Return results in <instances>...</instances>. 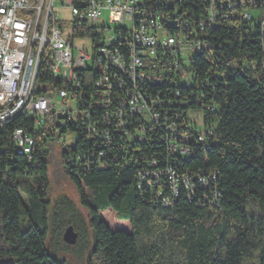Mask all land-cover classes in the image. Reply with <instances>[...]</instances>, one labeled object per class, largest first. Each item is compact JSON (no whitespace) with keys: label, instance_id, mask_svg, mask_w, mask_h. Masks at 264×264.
Segmentation results:
<instances>
[{"label":"trees","instance_id":"obj_1","mask_svg":"<svg viewBox=\"0 0 264 264\" xmlns=\"http://www.w3.org/2000/svg\"><path fill=\"white\" fill-rule=\"evenodd\" d=\"M164 2L157 9L183 16L177 31L204 39L210 46L193 57L190 66L199 80L192 89L203 93L202 102L214 112L203 110L195 99L189 100L187 108L202 110L214 135L206 150L190 140L194 153H185L175 168L189 176L216 171L212 185L220 194L218 207L189 202L183 190L173 204L163 207L152 188L138 186L137 172L164 152L153 137L131 142L117 134L105 149L109 160L104 168L66 171L69 158L88 147L84 134L72 125L62 130L75 134L71 147L63 145L58 155L77 203L67 197L53 201L48 167L54 144L41 129L32 130L29 118L19 116L5 128L3 145L11 152L9 136L19 127L35 136L36 145L29 158L16 149L11 162L3 158L0 264H65L53 258L58 251L48 245L59 227V235L67 227L73 229L76 243L60 242L64 251L77 249L79 259L87 254L88 235L94 233L88 264H264V53L260 41L256 36L241 37L226 26L200 32L201 0ZM257 6L264 8V0H258ZM40 60L37 81L54 86L47 57L42 54ZM249 63H255L254 68ZM180 92L181 97L187 95L185 90ZM196 194H201L198 187ZM21 210L29 223L26 231L21 230ZM108 210L118 221L128 222L129 232L112 230L104 223L99 214Z\"/></svg>","mask_w":264,"mask_h":264},{"label":"built area","instance_id":"obj_2","mask_svg":"<svg viewBox=\"0 0 264 264\" xmlns=\"http://www.w3.org/2000/svg\"><path fill=\"white\" fill-rule=\"evenodd\" d=\"M162 1L174 0H0V169L3 158L14 159L15 149L27 150L29 158L36 145L24 127L10 133L11 152L3 145L5 128L19 116L57 144L66 143V125L84 134L88 147L64 164L69 172L104 168L105 149L117 134L131 142L153 137L164 152L137 172L138 186L152 188L163 207L182 190L189 202L218 207L216 171L189 176L175 168L185 153H194L190 140L206 150L214 135L206 116L194 117L197 109L187 108L195 99L214 112L202 102L203 93L192 89L199 80L190 66L210 46L177 31L183 16L157 9ZM201 5L200 32L226 26L241 37L256 36L264 53V8L258 0H201ZM62 11L67 19H60ZM104 12L109 23L122 26H104ZM78 38H88L90 50L74 45ZM42 54L54 86L37 81ZM181 90L187 95L181 97Z\"/></svg>","mask_w":264,"mask_h":264},{"label":"rangeland","instance_id":"obj_3","mask_svg":"<svg viewBox=\"0 0 264 264\" xmlns=\"http://www.w3.org/2000/svg\"><path fill=\"white\" fill-rule=\"evenodd\" d=\"M55 6L59 7V1L55 2ZM68 14L66 12L60 13V19H67ZM103 20H104V26L114 29L121 27V24H111L108 22L107 13H103ZM74 45H85L87 49L90 50V41L88 38H78L74 40ZM202 112L198 111L196 112L194 117H202ZM193 117V115H192ZM74 133H69L68 138H66V143L64 146H69L70 140L74 138ZM54 147L52 149V161L48 167V181H49V198L53 199L55 201L59 197H67L73 202H76V196L74 194V191L72 189V186L70 185L68 179L63 174L62 171V164L59 159V152L62 151L63 145L57 144L56 142H53ZM23 201L25 202L24 197L22 196ZM77 203V202H76ZM84 213V211H82ZM100 218L104 221V223L112 230H122L125 232H129V224L125 221H118L116 218V215L108 210L105 212H102L99 214ZM21 230L26 231L29 227V223L24 216L23 211L21 210ZM60 233V227L54 231V233L50 236L48 240V245L51 248L57 249V253L54 252L53 258H55L58 261H64L65 264H88V256L90 252L93 250L95 245V236L94 233L91 231L88 235V240L90 243V247L88 249V252L86 255H83L80 259L77 257V249H71L64 251V248L61 245L60 239L62 240V235H59Z\"/></svg>","mask_w":264,"mask_h":264},{"label":"water","instance_id":"obj_4","mask_svg":"<svg viewBox=\"0 0 264 264\" xmlns=\"http://www.w3.org/2000/svg\"><path fill=\"white\" fill-rule=\"evenodd\" d=\"M77 236L73 232V229L71 227H67L62 235V241L64 244L73 246L76 243Z\"/></svg>","mask_w":264,"mask_h":264},{"label":"bare ground","instance_id":"obj_5","mask_svg":"<svg viewBox=\"0 0 264 264\" xmlns=\"http://www.w3.org/2000/svg\"><path fill=\"white\" fill-rule=\"evenodd\" d=\"M16 152H17L18 154L27 155V150H24V149H16Z\"/></svg>","mask_w":264,"mask_h":264}]
</instances>
